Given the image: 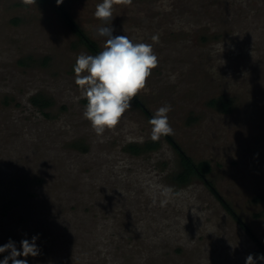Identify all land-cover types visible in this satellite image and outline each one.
Wrapping results in <instances>:
<instances>
[{
  "label": "rangeland",
  "instance_id": "1",
  "mask_svg": "<svg viewBox=\"0 0 264 264\" xmlns=\"http://www.w3.org/2000/svg\"><path fill=\"white\" fill-rule=\"evenodd\" d=\"M101 2L63 3L103 49ZM113 16L114 35L158 56L143 102L152 113L172 106L175 139L212 162L217 189L264 241V0H132L114 4ZM81 53L92 55L51 6L0 0V246L20 250L38 235L40 254L18 257L28 264H245L258 255L200 179L175 182L180 158L164 137L156 150H127L152 141L132 102L96 135L74 82ZM38 95L52 104H33ZM221 96L233 100L230 113L207 104Z\"/></svg>",
  "mask_w": 264,
  "mask_h": 264
},
{
  "label": "clouds",
  "instance_id": "2",
  "mask_svg": "<svg viewBox=\"0 0 264 264\" xmlns=\"http://www.w3.org/2000/svg\"><path fill=\"white\" fill-rule=\"evenodd\" d=\"M26 4L36 3V0H22ZM64 0H56L57 6ZM132 0H102L96 5L94 17L103 24L95 29V34L106 38L103 50L96 55L81 53L76 57L73 66L74 82L78 86L81 98L87 100L83 110V118L90 122L96 135H103L106 130H112L121 122L124 114L131 108V101L145 87L152 70L158 67V56L152 44L134 42L126 35H114L111 26L114 4L130 5ZM158 42V35L151 37ZM172 111L170 104L159 107L149 119L151 125L150 139L157 142L163 136L174 135V129L169 122L168 113ZM163 195H172V189H165ZM167 199L161 201V206L167 204ZM33 236L31 241H20V250L14 241L0 246V253L9 255L0 260V264H28L27 259L18 257H36L40 254ZM264 262V254L247 255L245 264Z\"/></svg>",
  "mask_w": 264,
  "mask_h": 264
},
{
  "label": "trees",
  "instance_id": "3",
  "mask_svg": "<svg viewBox=\"0 0 264 264\" xmlns=\"http://www.w3.org/2000/svg\"><path fill=\"white\" fill-rule=\"evenodd\" d=\"M40 5L51 6L64 20L69 29L78 37L79 41L83 43L92 55L98 54L102 51V47L89 33L78 23L66 5L63 3L57 6L56 0H37ZM33 104L45 109L52 104V100L38 95L32 98ZM136 107L140 108L148 117L151 118L152 112L143 102L139 94L131 101ZM210 107L217 108L223 113H230L233 110V100L227 97L212 98L207 103ZM165 140L175 149L180 158V170L174 175V180L180 185L188 184L194 178L200 179L209 191L221 202L225 210L240 224L248 236L255 242L258 247V255L264 254V241L255 233V231L248 225L241 215L237 212L234 206L227 201L224 196L217 189L214 181L210 178V173L213 170V165L210 160L202 159L195 160L182 147V145L175 139L173 135L163 136ZM159 148L158 142H146L143 145L129 144L127 150L133 154H140L145 151H153Z\"/></svg>",
  "mask_w": 264,
  "mask_h": 264
}]
</instances>
